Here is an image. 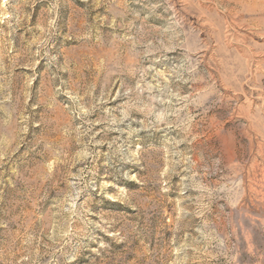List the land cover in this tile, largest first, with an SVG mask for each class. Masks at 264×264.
Returning a JSON list of instances; mask_svg holds the SVG:
<instances>
[{"label":"rangeland","instance_id":"1","mask_svg":"<svg viewBox=\"0 0 264 264\" xmlns=\"http://www.w3.org/2000/svg\"><path fill=\"white\" fill-rule=\"evenodd\" d=\"M0 264H264V0H0Z\"/></svg>","mask_w":264,"mask_h":264}]
</instances>
